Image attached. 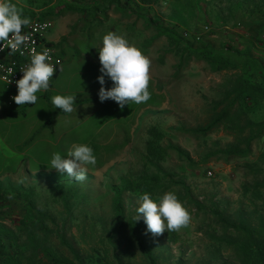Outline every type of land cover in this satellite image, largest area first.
<instances>
[{"label":"rangeland","instance_id":"rangeland-1","mask_svg":"<svg viewBox=\"0 0 264 264\" xmlns=\"http://www.w3.org/2000/svg\"><path fill=\"white\" fill-rule=\"evenodd\" d=\"M8 2L30 20L53 19L47 34L53 41L62 36L65 18L61 15L73 14L76 19L68 38L73 45L63 51L66 42H58L62 67L57 90L38 94L29 117L14 129L19 133L0 134V225L19 236L17 240L2 236L4 251L15 252L25 240L21 230L28 212L35 209L49 213L50 226L74 242L83 223L87 230L94 226L101 232L106 227L111 233L118 217L114 187L123 188L127 178L154 183L159 176L157 185L162 188L123 192L126 213L134 219L138 197L145 192L157 203L164 193L174 192L190 214L189 224L176 231V241L168 239L167 230L153 236L143 217L138 220L157 264H239L235 252L219 240L221 235L236 234L217 220L211 208L232 222L241 213L253 224L264 217V131L255 138L260 127L248 123L264 122V100L236 101L230 106L232 120L205 128L230 105L225 102L226 92L237 77L264 79L236 53L264 59V0ZM204 26L211 31L194 46L182 36ZM109 32L125 37L150 59L147 102L121 109L111 99L100 101L99 48ZM207 44L222 50L214 54L231 59L234 67L218 70L213 62L216 56L194 51ZM112 86L105 77L104 87ZM55 95L75 96L76 111L65 113L53 107L59 114L52 116ZM158 99V106L150 107ZM21 119L15 117L16 122ZM108 130L115 134L105 142ZM125 139V148L115 151ZM74 143L87 144L97 158L94 166H86L83 182L50 168L52 154L67 158ZM237 149L244 151L234 152ZM49 243L59 253H70L56 233ZM129 257V264H150L139 251ZM5 258L0 253V260Z\"/></svg>","mask_w":264,"mask_h":264},{"label":"trees","instance_id":"trees-1","mask_svg":"<svg viewBox=\"0 0 264 264\" xmlns=\"http://www.w3.org/2000/svg\"><path fill=\"white\" fill-rule=\"evenodd\" d=\"M142 1L145 4L151 2V0ZM41 19H44V17ZM184 38L192 42L190 43L191 46H194V43L200 40L193 35ZM209 46L211 45L207 44L202 48H196L194 51L204 52L210 58L216 56L217 58L213 59V62L218 70L234 67L231 59L223 58V55L214 54L215 52L221 53L222 50H215L213 47L209 48ZM236 53L239 57H243L244 61L249 64L250 69L255 70L256 73L264 77V59L255 58L247 52ZM247 97H253L256 102L264 100V79L260 78L256 82L241 76L237 77L236 82L226 92L225 102L230 105H227L205 130L211 129L215 123L232 120L233 115H231L232 108L230 106L234 105L236 101H241L243 104V100ZM159 102L160 100L158 99V104ZM248 123L249 125L260 127L255 138L262 136L264 122L249 120ZM251 142L252 140L248 142V147ZM243 151L234 150V152L238 153ZM161 179V177L156 176L153 183L127 178L123 181V188L114 187V203L118 217L117 222L112 225L111 233L107 231L106 227L101 232L94 226L87 230L85 227L86 223H83L82 228L78 225L79 239L76 242L71 241L60 230H55L50 226L47 220V218H50L49 213L41 212L37 209L30 210L21 230V233L25 234V240L15 252L6 253L3 247L0 246V253H3V256L6 257L4 260H0V264H129V256L138 251L147 258L150 264H157L155 256L143 240L144 232L141 222L128 217L126 213L123 203V192L151 190L153 187L162 188L160 187L161 184L157 185ZM63 198L65 203H67V195H64ZM198 205L200 204L198 203ZM211 212L218 221L222 222L227 228L234 230L236 235L224 234L219 236V240L226 243V246L235 252L239 264H264V217L260 218L258 224H253L242 213L238 221L232 222L217 208H211ZM21 233L19 232V234ZM54 233L58 235L65 250H69L70 253L66 251L59 253L57 249L53 248L49 241ZM176 235V231H170L168 232V239L176 241ZM2 236L16 240L19 238L16 231L0 225V238Z\"/></svg>","mask_w":264,"mask_h":264},{"label":"clouds","instance_id":"clouds-1","mask_svg":"<svg viewBox=\"0 0 264 264\" xmlns=\"http://www.w3.org/2000/svg\"><path fill=\"white\" fill-rule=\"evenodd\" d=\"M30 23V18L24 17L16 5L8 0H0V51L7 48L9 54L20 52L23 55L22 46L29 42V36L22 34V29ZM51 59L48 49H44L42 53L32 49L30 63L21 67L23 75L15 82L18 91L12 99L18 106L36 104V94L48 90L49 81L57 70L50 63ZM99 61L101 75L98 76V81L101 87L98 95L101 102L111 99L123 109L130 103L141 104L151 98L148 90L151 61L138 47L129 44L125 37L115 32L105 34L102 47L99 48ZM105 77L113 82L112 87H104ZM11 82L8 79L6 84ZM75 99L73 95H55L52 97V104L65 113H72L76 111ZM2 103L0 101V106ZM96 163L97 158L90 146L74 143L67 152V158L59 152L52 154L50 168L66 173L75 181L83 182L87 179L86 166H94ZM141 216L147 225V232L153 236L163 235L166 230L179 231L191 219L188 210L171 191L164 193L158 203L149 193L140 195L135 220L138 221Z\"/></svg>","mask_w":264,"mask_h":264},{"label":"built area","instance_id":"built-area-1","mask_svg":"<svg viewBox=\"0 0 264 264\" xmlns=\"http://www.w3.org/2000/svg\"><path fill=\"white\" fill-rule=\"evenodd\" d=\"M29 26H25L22 29V34L29 36V42L22 46L23 55L20 52L15 54H9V49L5 48L0 51V79L6 84L7 80L10 79L12 82L6 84L8 87L17 88L16 81L23 75L21 67L30 63L32 49L36 52L42 53L44 49L49 50V54L52 57L50 63L56 67V72L50 79L49 84L56 76L59 67L61 65L60 59L57 56L60 50L59 44L48 38L47 34L54 25V21L51 18L41 19L39 17L31 19ZM211 31L210 26H204L202 31L195 33L184 32V37L194 36L196 39H200L204 33ZM264 41V34L261 35V41ZM59 61V63H57Z\"/></svg>","mask_w":264,"mask_h":264},{"label":"crops","instance_id":"crops-1","mask_svg":"<svg viewBox=\"0 0 264 264\" xmlns=\"http://www.w3.org/2000/svg\"><path fill=\"white\" fill-rule=\"evenodd\" d=\"M61 16H62L61 18H65V22H64V27L62 28V31H61L62 36L56 42H60L61 40L66 42L65 43L66 48L64 47L63 49H61L63 51H66V49L68 48L67 46H72L74 43V40L72 41V39H68V38L70 37V33L72 31V26L74 25V20L76 19V16H74L73 14L61 15ZM61 67L62 66L60 65L56 76L54 77V79L49 84L48 90L47 91L42 90V91L38 92L36 94L37 96L40 93L43 95H48V92H50L52 94L53 91L57 90V85H58L59 77L61 74ZM17 91H18L17 88L8 87L0 79V101L3 102L2 106H0V134L13 135L15 133H19V132H16V130H14L15 127L18 126L19 123H22L23 120H25L26 118L29 117L28 116L29 108H33L35 106V104L34 105L25 104L22 106H18L14 102V100L12 99V97L17 94ZM153 106H158V103L150 104V107H153ZM53 107L54 106L52 104L51 108L54 112L51 113V115L54 117H57V114H59L58 110H54ZM16 116L22 117L20 122L15 121ZM54 117L50 118V120H52ZM29 124H31V123H29ZM106 133H107V136H106V138H104V140H105V142H109L111 137H112L111 134H115V133L112 132L111 130L110 131L108 130ZM126 144H127V140L125 139L120 144V146L118 148H116L115 151L122 150L123 148H125Z\"/></svg>","mask_w":264,"mask_h":264}]
</instances>
